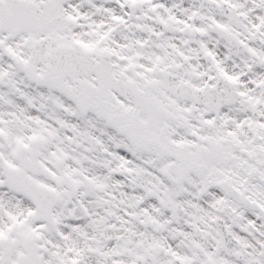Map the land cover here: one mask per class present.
<instances>
[{
    "label": "snow or ice",
    "instance_id": "obj_1",
    "mask_svg": "<svg viewBox=\"0 0 264 264\" xmlns=\"http://www.w3.org/2000/svg\"><path fill=\"white\" fill-rule=\"evenodd\" d=\"M0 264H264V0H0Z\"/></svg>",
    "mask_w": 264,
    "mask_h": 264
}]
</instances>
